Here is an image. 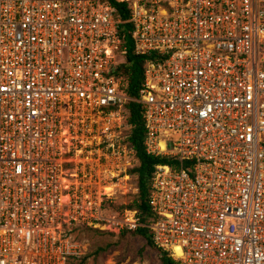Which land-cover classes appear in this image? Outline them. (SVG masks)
<instances>
[{
  "label": "built area",
  "instance_id": "built-area-1",
  "mask_svg": "<svg viewBox=\"0 0 264 264\" xmlns=\"http://www.w3.org/2000/svg\"><path fill=\"white\" fill-rule=\"evenodd\" d=\"M146 61L120 89L105 0H0V264H65L87 228L148 227L176 264H264V0H124ZM155 166L137 193L126 104Z\"/></svg>",
  "mask_w": 264,
  "mask_h": 264
},
{
  "label": "trees",
  "instance_id": "trees-1",
  "mask_svg": "<svg viewBox=\"0 0 264 264\" xmlns=\"http://www.w3.org/2000/svg\"><path fill=\"white\" fill-rule=\"evenodd\" d=\"M114 9L115 15L120 19L118 30L122 36L120 48H125L123 58L120 60L115 77L121 81L120 89L126 95L137 98L138 92L144 75L146 61L153 57V54H137L134 51L133 42L131 39V24L128 22L130 18L129 5L124 0H105ZM126 121L130 125V144L134 150L136 163L132 172L136 175L137 193L133 196L132 201L126 208L137 211L142 223L148 225L154 219V214L148 203L150 193V184L152 175L157 164H172V159L165 156H154L146 153L143 145V137L145 134L144 122L142 118L141 106L136 101H130L126 104ZM88 231H96L103 234L115 235L107 231L87 228ZM138 235L145 239L148 247L153 249L160 258V264H176L167 255L153 245L151 234L148 227H140L137 230L122 231L118 235L125 234ZM109 244L98 246L94 250L80 256H70L65 264H83L91 256H96L101 252H105Z\"/></svg>",
  "mask_w": 264,
  "mask_h": 264
},
{
  "label": "rangeland",
  "instance_id": "rangeland-1",
  "mask_svg": "<svg viewBox=\"0 0 264 264\" xmlns=\"http://www.w3.org/2000/svg\"><path fill=\"white\" fill-rule=\"evenodd\" d=\"M136 193H131L126 204H118L117 209L126 207ZM83 254L89 253L98 246L108 245L105 252L91 256L83 264H160L158 254L147 246L144 238L138 235H108L86 230L81 236Z\"/></svg>",
  "mask_w": 264,
  "mask_h": 264
}]
</instances>
